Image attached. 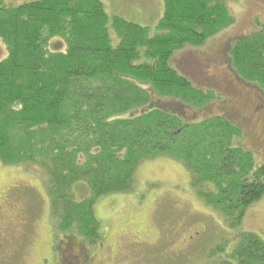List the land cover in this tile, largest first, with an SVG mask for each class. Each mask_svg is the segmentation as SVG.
I'll use <instances>...</instances> for the list:
<instances>
[{"label":"trees","instance_id":"trees-1","mask_svg":"<svg viewBox=\"0 0 264 264\" xmlns=\"http://www.w3.org/2000/svg\"><path fill=\"white\" fill-rule=\"evenodd\" d=\"M229 1L164 0L151 34L109 16L101 0H0L7 53L0 59V162L45 174L54 237L76 236L82 251L94 244L101 228L96 202L132 191L138 167L159 157L182 163L200 200L233 230L264 196V164L254 168L252 154L235 146L246 136L238 119L221 112L186 123L166 107L170 101L203 111L218 103L223 110L217 94L171 59L230 26ZM55 38L65 52L50 50ZM228 59L237 78L264 96V25L236 41ZM226 247L205 260L264 264V240L255 233L240 231Z\"/></svg>","mask_w":264,"mask_h":264},{"label":"rangeland","instance_id":"rangeland-1","mask_svg":"<svg viewBox=\"0 0 264 264\" xmlns=\"http://www.w3.org/2000/svg\"><path fill=\"white\" fill-rule=\"evenodd\" d=\"M4 1L19 5L29 0ZM163 1L101 0L109 16L118 14L131 19L152 30L151 34L162 14ZM133 2H146L147 7L137 9L132 6ZM227 8L233 23L209 38L203 46H187L177 51L171 59L176 70L186 72L185 61L195 67L203 58H210L217 68V75L224 77L229 72L226 63L217 60L219 49L226 42L259 32L264 25V0H231ZM111 38L116 45L115 34ZM49 44L51 51L65 52L67 48L58 38ZM6 55V46L0 39V59ZM193 72L194 75L186 73L199 85L195 76L199 71ZM229 85L225 91L220 89L224 93L220 103L226 101L221 111L218 103L209 104L203 111L170 101L166 107L180 111V117L186 123L219 116L226 111H229L225 114L228 117L247 113L251 117L250 135L241 137L237 145L234 144L252 154L254 168L262 166L264 155L252 153L248 145L255 138L254 141H258L264 137V113L256 112L255 105L258 104L253 98L259 91L248 84V87L240 85L250 93L240 85ZM240 130L243 133V129ZM190 181L188 170L177 160L159 157L143 162L137 169L132 191L105 196L96 202L94 211L101 228L94 244H87L83 250L89 264H215V258H205L223 242L230 250L233 238L240 231L255 233L264 240V196L247 209L241 225L233 230L222 214L200 200ZM46 186V176L40 168L8 166L0 162V264H74L70 257L59 260L65 254H61L59 248L62 237H54ZM74 238L81 246L80 238ZM52 243L59 245L58 249L53 250Z\"/></svg>","mask_w":264,"mask_h":264},{"label":"flooded vegetation","instance_id":"flooded-vegetation-1","mask_svg":"<svg viewBox=\"0 0 264 264\" xmlns=\"http://www.w3.org/2000/svg\"><path fill=\"white\" fill-rule=\"evenodd\" d=\"M238 40H241V39H235L234 41L231 40L228 43L226 42L219 49L217 60H218V62L220 60L223 63H226L225 65L229 69V72H226L227 74H225L224 77L221 75H217V73L215 71V69H217V68H214L215 66L212 65V61H210V58L209 59L203 58V60H201V63L198 62L195 65V67L198 65L199 66L198 69H201V70H198L195 67H193L191 62L185 61L183 64V68H185L186 72L191 74V75H194L193 71H199L198 75L195 74V76L197 77L198 84L202 88L209 89V91L217 94L221 100H223V98H224V96H223L224 93H222V91H220V89H223L225 91L228 89V87H230L229 84L232 85L233 83L237 84V85H240V84L243 85L244 84L241 80H239L237 78V76L234 74V72L230 68L229 64H227L229 61V59H228L229 51L232 48V46L234 45V43H236V41H238ZM242 85H240V86L244 87ZM245 87H248V86L245 85ZM245 87H244V90H246ZM237 89H239V88L237 87ZM246 91H247V93H250L248 90H246ZM245 95H247L249 97L248 94H245ZM254 95H253V98H255V104H258V105H255L256 112L260 111V112L264 113V96L259 95L257 93H254ZM225 102L226 101H224V104H226ZM228 113H229V111L228 112L226 111L227 115H228ZM230 117H232L233 120L238 119V122L243 126L244 134L248 137V135H250L248 133L250 132L249 122L251 120V117L245 112L242 114L238 113L237 116L231 115ZM245 137H243V138H245ZM254 140H257V138H255ZM254 140H253L254 144L253 143L248 144L249 150L252 153L256 152V153H260V155H264V137H260L258 141H254ZM248 143H249V140H248ZM100 246L103 247V244H101ZM60 247H61L60 253L65 254V256H63V258H60L59 260H61V261L66 260V259H68V257H70L74 261V264H86V263L89 264L86 256L83 254L81 247L77 244L76 240L73 239V236L68 235L66 238H63L61 240V246Z\"/></svg>","mask_w":264,"mask_h":264},{"label":"crops","instance_id":"crops-1","mask_svg":"<svg viewBox=\"0 0 264 264\" xmlns=\"http://www.w3.org/2000/svg\"><path fill=\"white\" fill-rule=\"evenodd\" d=\"M162 1V0H161ZM163 4V3H162ZM132 6H134V7H136L137 9H139V8H146L147 6H146V2H143V4L142 3H132ZM130 21H132L131 19H129ZM157 21V20H156Z\"/></svg>","mask_w":264,"mask_h":264}]
</instances>
